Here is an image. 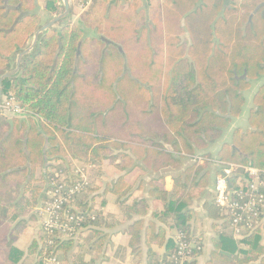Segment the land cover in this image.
Returning a JSON list of instances; mask_svg holds the SVG:
<instances>
[{
	"label": "trees",
	"instance_id": "1",
	"mask_svg": "<svg viewBox=\"0 0 264 264\" xmlns=\"http://www.w3.org/2000/svg\"><path fill=\"white\" fill-rule=\"evenodd\" d=\"M126 1H131L127 20L116 28L120 36L112 35L125 52L111 47L103 67L91 66L79 55L84 34L69 24L61 31L44 32L38 47L22 61L20 76L4 81L3 97L13 94L40 121L30 130L18 121H0V260L5 262L1 264H24L26 256L34 257L36 264L52 259L85 264L80 241L105 240L106 221L100 211L104 199L92 195L100 190L114 195L125 213L138 216L146 215L152 201L159 203L156 222L140 219L131 230L138 254L145 233L147 264H173L179 233L201 245L191 232L195 190L211 184L210 151L232 121L244 114L254 83L258 89L248 113L249 128L237 129L221 146L214 175L223 166L237 164L261 171L264 180V0H250L241 7L235 0H163L166 51L150 48L157 41L153 34L157 22L146 26L144 0ZM57 2L47 0L46 9L57 12ZM94 2L122 8V0ZM40 27L35 0H0V77L13 68L15 57ZM186 33L190 42L182 40ZM90 44L99 63L104 43L86 41L84 47ZM47 163L44 175L36 178ZM78 168L84 169L87 185L76 178ZM240 173L231 182L245 187L248 177ZM102 175L121 176L103 182ZM170 175L174 186L167 191ZM80 182L79 193L69 194ZM136 191L148 197L136 199ZM64 197L67 202L58 215L61 221L80 217L78 237L62 238L59 232L47 234L42 228V211ZM212 208L226 222L221 239L229 241L224 249L231 253L225 257L214 252L212 260L264 264V217L258 227L236 238L229 215L215 203L209 205ZM39 215L38 237L20 248L18 241ZM201 252L196 251L189 264H195Z\"/></svg>",
	"mask_w": 264,
	"mask_h": 264
},
{
	"label": "crops",
	"instance_id": "2",
	"mask_svg": "<svg viewBox=\"0 0 264 264\" xmlns=\"http://www.w3.org/2000/svg\"><path fill=\"white\" fill-rule=\"evenodd\" d=\"M249 1L250 0H235V3L238 7H241L243 4ZM68 2L70 5V14L61 21H59L58 23H56L51 28L61 31L63 27L69 24L80 27L84 34V37L81 41L82 45L80 48L81 57L83 58L84 56V58H86V60L89 61V64L91 63L90 64L91 66L97 65V68L103 67L104 62L106 60L105 55L108 54L111 47L118 49L119 52H125L123 47H121V45L116 42V39L120 36V32L116 33L117 32L116 28L118 29V25L120 24V22L127 20L126 9L131 4V1L122 0L120 4L121 5L120 7H122L121 9H117L115 7V4L114 6L101 5L94 1L86 2L85 0L82 1L68 0ZM163 3H164L163 0H144V4H143L144 6L142 8V14L146 16L145 17L147 22L146 26L150 27L151 26L150 24L152 22L154 23L157 22L158 24V25L154 24L156 30L155 33H153L155 37L154 39L157 41H155L154 45L150 46V48L159 51L167 50L164 41L165 33L163 31V26H162ZM46 4H47V0H38V3L35 4L37 5V12L41 18V27L45 26L53 19L59 17L65 12L64 0H58L57 2L58 11L54 13H51L46 9ZM74 7L80 10L79 14L74 13L73 11ZM90 10H94L92 11V15H89ZM98 15L102 17L101 19L103 21L101 23L96 20ZM110 19H115L117 21L116 25H114L113 28H107V25L104 22V20H110ZM58 25L61 26L58 27ZM109 31H111L112 34H109L108 33ZM112 35H114L116 39L114 36L112 37ZM34 40H35V35L30 40L26 49H28L33 45ZM94 40H100L101 42L104 43V48L102 52L104 57L102 56V60H100L99 63L98 61H96L94 57V50H95L94 45L90 44L89 47H84L85 46L84 43L86 41L91 42ZM182 40L185 42H190V34L186 33L182 37ZM38 44L31 51V53L38 47ZM20 54H18L15 57L13 62V68L10 71L16 68L18 56ZM26 56H24V58ZM20 74L21 71L15 76L18 77L20 76ZM92 78L94 79V76ZM255 84L256 83H254L253 88H251V90L247 93L246 109L244 111V114L241 117L235 118L232 121L230 128L224 133L220 141L216 145H214V147L210 151L211 154L210 162L212 164V169H213V175H212L213 178L211 184L206 188H198L195 190L196 200L193 202V206H192L194 211L193 214L194 219L191 223V232L195 240L202 245V252L197 257L195 264H230L223 260H216V261L212 260L214 252H218L220 255L225 257H231V253H229L227 250L224 249V247H228L229 241L221 239L222 238L221 235L224 233L225 229L228 228L226 222L223 221L222 219H219V213H217L213 208L209 209V205L214 203L213 202L215 195L214 187L217 177V175L214 174L216 172V167L218 164V152L224 143L231 141L232 134L234 133V131L240 128L244 130H247L249 128L248 113L254 108L253 97L258 89V83L256 84V86ZM2 118H7L10 121L13 120L18 121L20 123L21 128H25L28 130H30L32 126H36V125L39 126V121H40L39 118H37L36 115L34 114L17 117L3 112L1 113L0 121L2 120ZM14 130L15 127H12L10 132H13ZM109 164H110L109 161L105 162L106 166H108ZM47 165L48 163L44 164L43 167L39 168V170L37 171L36 178H40V176L38 177V175H44ZM76 165L79 166L80 164H76ZM119 176L121 175H102L100 181H103L104 179L103 182H110L114 179H117ZM173 186H174L173 176L170 175L166 177L165 188L167 191H171L173 189ZM92 195L94 196L99 195L100 198L99 201L102 198L104 199V203L101 205L100 211L104 214L106 221V224L103 225L102 227V232L104 233L105 240L103 243H97V240L94 237H92L94 238L93 240H91L92 239L91 238L87 241L85 240L80 241L79 244L83 247V249L80 250L79 255H82L83 262L85 264H147L150 260V254H149V249L145 242V233L143 234V239L141 241L142 243L140 245L141 254H138L136 248L131 244V239H132L131 230L134 222L140 219H145L146 223L152 220H155L156 222L157 220L155 219L154 216L158 209L159 203L156 201H152L149 207H147L146 209V215L138 216L135 215V213H131L129 211H126L125 213L123 211V207L117 203V199L114 195L107 193L105 194L103 190L98 191L97 194L92 193ZM140 195H142V193L140 194V192L136 191L134 197L137 199V197L140 198ZM20 196H18V198H20ZM147 197L148 195L144 196L143 194L141 199ZM99 201H97V203ZM131 203L132 200L129 201L127 204H131ZM31 216L32 215L26 217L30 218ZM158 225L163 226L164 224L162 223V221H159ZM40 227H41V219H39V221L38 219H36L34 220V222H32L31 227L25 232L28 234L30 229L35 228L33 231L34 236L32 237L30 243L38 237L40 232L39 231ZM153 251H155L159 255L163 254L164 252L160 248H154ZM32 259H34V257ZM32 259L29 256H26L24 257L23 261H25L26 263L29 262V260H31V264H36L37 263L36 260L35 262H33ZM66 264H75V263L73 259H71V261H69Z\"/></svg>",
	"mask_w": 264,
	"mask_h": 264
},
{
	"label": "built area",
	"instance_id": "3",
	"mask_svg": "<svg viewBox=\"0 0 264 264\" xmlns=\"http://www.w3.org/2000/svg\"><path fill=\"white\" fill-rule=\"evenodd\" d=\"M88 1L92 2L95 0ZM1 112L17 117L29 115L13 94H9L5 98L3 97ZM196 160L199 163L204 162L202 157H197ZM241 171L248 177L247 184L245 187L242 184L234 186L231 180L239 175ZM77 173L80 175H76V178L84 183V185H87V175L84 174V169L78 168ZM81 182L71 189L69 194L79 193L80 189H82ZM263 189L264 180L261 178V171L254 168L228 164L223 166L217 175L214 187V203L229 215V228L236 238L241 237L247 231H251L260 225L264 217ZM65 202H67L65 197L57 199L42 211V228L47 234L59 232L62 238L78 237L82 232L80 217L66 216L61 221L58 215ZM175 241L177 251L172 257L173 264H189L196 259L195 252L202 251L201 245L194 241L186 240L182 233L176 236ZM49 263L59 264L55 259H52Z\"/></svg>",
	"mask_w": 264,
	"mask_h": 264
},
{
	"label": "water",
	"instance_id": "4",
	"mask_svg": "<svg viewBox=\"0 0 264 264\" xmlns=\"http://www.w3.org/2000/svg\"><path fill=\"white\" fill-rule=\"evenodd\" d=\"M65 1V12L60 15L59 17L53 19L51 22H49L48 24H46L45 26L41 27L39 29V31H37V33L35 34V40L33 42V45L31 47H29L28 49H26L25 51H23L19 56H18V60H17V64H16V68L10 72H7L6 74H4L1 78H0V116H1V102L3 99V84L4 81L7 78H10L12 76L17 75L20 71H21V64H22V60L24 58V56H26L27 54L31 53V51L37 46L38 41H39V37L43 32H46L47 30H49L51 27H53L56 23H58L59 21H61L62 19H64L65 17H67L70 14V5L68 0H64ZM86 2L88 0H85ZM38 3V0H35V4ZM62 38L59 37V50L57 52V54L60 53V50L62 48V44H61ZM82 43H80L79 45V55H81V48ZM224 254V253H222Z\"/></svg>",
	"mask_w": 264,
	"mask_h": 264
},
{
	"label": "rangeland",
	"instance_id": "5",
	"mask_svg": "<svg viewBox=\"0 0 264 264\" xmlns=\"http://www.w3.org/2000/svg\"><path fill=\"white\" fill-rule=\"evenodd\" d=\"M74 13L75 14H79V12H80V10L79 9H77L76 7H74ZM92 11H94V10H90V12H89V15H92ZM102 17L100 16V15H98L97 16V18H96V20L97 21H99L100 23L103 21L102 19H101ZM104 22H105V24L107 25V28H113V26L117 23V21L115 20V19H110V20H104ZM61 25H58V27H60ZM109 34H112L111 33V31H109L108 32ZM75 169H76V166H75ZM40 176V178H41V175H38V177ZM40 185H41V183H39ZM91 195V194H90ZM33 213H35V211H32V212H30L28 215H26V216H30V215H32ZM39 219H41V215H39ZM31 227V222H29V224H28V226H27V228L29 229ZM27 229V230H28ZM35 229V228H34ZM34 229H30L29 230V233L26 235V237L25 238H21L20 239V241H18V245H19V247L20 248H22V249H24L29 243H30V241H31V239H32V237L34 236V234H33V231H34ZM1 257V256H0ZM2 262H4V259L2 258L1 260H0V264L2 263ZM5 263V262H4ZM3 263V264H4Z\"/></svg>",
	"mask_w": 264,
	"mask_h": 264
}]
</instances>
